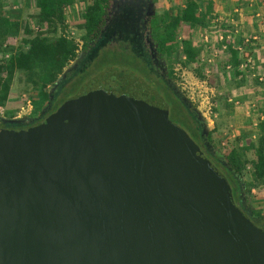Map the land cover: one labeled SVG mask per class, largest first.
Listing matches in <instances>:
<instances>
[{"label": "water", "instance_id": "95a60500", "mask_svg": "<svg viewBox=\"0 0 264 264\" xmlns=\"http://www.w3.org/2000/svg\"><path fill=\"white\" fill-rule=\"evenodd\" d=\"M25 120L0 118V264H264V220L142 78L107 69L42 122L4 128Z\"/></svg>", "mask_w": 264, "mask_h": 264}, {"label": "trees", "instance_id": "16d2710c", "mask_svg": "<svg viewBox=\"0 0 264 264\" xmlns=\"http://www.w3.org/2000/svg\"><path fill=\"white\" fill-rule=\"evenodd\" d=\"M77 2L85 3L81 15L84 31L81 38L83 43L81 52L85 56L78 68L66 76V81L63 80L60 83L58 92L72 78L83 75L93 65L102 46H105L114 35L120 37L123 44H128V50L137 59L147 63L144 54L134 47L137 43L140 44L141 40L138 17L130 10L122 11L109 23L107 21L109 0H33L37 22L49 29L52 28V37H49L47 33L34 31L28 25L23 26L16 12H5L0 5L1 108L6 107L9 102L17 74L25 77L33 93L32 104L33 100L38 97L45 101V106H51L56 102L57 106L54 104V109H56L68 99L63 98V93H59L50 102L49 89L55 85L79 54L74 41L67 39L64 34L57 35V28L64 33L66 10ZM214 12L211 0H180L178 6L171 11L152 18L149 31L151 41L155 43L154 51L157 56L168 63L174 55L180 53L181 66L184 69H192L200 80H204V70L200 65L204 56V47L194 41L192 33L195 30L204 33L208 21L215 18ZM20 34L22 40L19 48L14 50L8 47L7 43L10 38ZM126 36L129 41L125 40ZM226 44L227 53L226 57L220 60L221 67L226 68L224 58L228 59L227 64L235 69L233 77L239 79L241 76L237 71L239 54L231 45ZM7 56H9L8 59H6ZM174 75L173 69L169 68L168 75L164 79L165 102L171 110L169 117L182 125L205 157L225 176L232 190L234 201L248 203L250 208L252 191L264 189V109L260 111L262 120L258 122L257 138L254 141H243L241 137H237L230 149L221 150L214 142V135L218 133V129L215 128L207 138L210 146L208 148L201 136L202 128L197 115L194 111L193 114L188 105L181 101L167 82L174 80ZM229 108L231 109L232 105H229ZM39 113L33 110L34 115ZM9 117L14 118L13 115ZM244 173H248L249 181L245 180ZM251 220L259 223L264 218L253 211Z\"/></svg>", "mask_w": 264, "mask_h": 264}, {"label": "rangeland", "instance_id": "374dc122", "mask_svg": "<svg viewBox=\"0 0 264 264\" xmlns=\"http://www.w3.org/2000/svg\"><path fill=\"white\" fill-rule=\"evenodd\" d=\"M155 1L156 13L159 16L163 15L164 12L171 11L180 3V0ZM0 5L3 7L5 12H16L23 26L28 25V27L32 30L34 28H39L40 32L49 34V37L53 36L52 28L49 29L37 22L33 0H24L23 3L21 2L15 4H12L11 0H0ZM84 7L85 3L81 4L80 2H77L74 6L66 10L64 33L63 31H61V29L57 28V35L64 34V36L68 38L71 37L74 42L77 41L83 44L81 38L84 35V31L81 15ZM214 34L215 33H210L209 31H207L206 33H201L198 30H195L192 33L193 39L199 42V44L202 46H206V44L203 42L204 36L212 39V36ZM21 40V34L12 37L8 41L7 46L16 50L17 48H19ZM125 40H128L127 36ZM215 47L217 48L216 45ZM104 54L105 55H103L101 59H98L97 62H95L83 75L78 78L77 82L73 86L64 91L63 98H71L78 92V88H81L90 79L107 69L129 71L142 78L138 71L137 65H135L134 57L136 56L133 55V53L129 55H122L116 51H113ZM8 57L9 56H7L6 59H8ZM203 59L204 61L202 62L201 59L200 65L204 70V80H200L199 76L194 73L192 69H184L181 66L180 53H177L169 60L168 66L169 68L173 69V72L175 74L173 80L175 86L180 91V93L193 105V109L199 112V114L205 119L206 123L209 126L210 132L215 128L218 129V133L214 135V142L218 145V149H230L233 146V141H235V139L238 137V132L241 131L242 122H239L241 120H239V117L237 118V116L241 115L242 111L238 110L234 107L233 104H229L225 100H242V98H240V96L236 93L239 81L228 80L221 67L220 58L209 57V54L206 53L205 49ZM208 61H211V63L208 64ZM69 66L67 67V69L69 68ZM142 79L147 83V85H149L153 90L157 92V89L151 82H149L147 79ZM52 88L53 87L49 89V92L52 90ZM32 94L33 93L31 92V89L27 84L25 77L22 74H17L12 86L9 102L7 106L3 108L4 118H10L9 116L11 115H13V117L16 119L25 118L26 113L21 112V108L24 107L22 99L23 96L31 98ZM32 105L33 110L35 109V113H38L43 110L45 101L36 97L33 100ZM229 105H232L231 109L229 108ZM170 120L171 122L173 121L175 125L184 130L188 135L187 131L182 127V125L176 123L173 118H170ZM244 178L246 181H249L248 173H244ZM253 197L254 195L251 194L249 209H252V211L256 212L254 208Z\"/></svg>", "mask_w": 264, "mask_h": 264}, {"label": "crops", "instance_id": "0c3cea01", "mask_svg": "<svg viewBox=\"0 0 264 264\" xmlns=\"http://www.w3.org/2000/svg\"><path fill=\"white\" fill-rule=\"evenodd\" d=\"M11 1L12 4L24 2V0ZM211 1L215 9V18L208 21L204 33L219 31L232 35L228 45H231L239 54L237 71L241 76L239 79L233 77L235 69L227 64L229 60L226 58H224L226 68L230 67L231 70L228 72L226 68H223V72L228 80L239 81L236 93L242 100L229 99L228 103L233 104L235 108L242 111V114L237 116L241 120L239 122H242L238 137H241L243 141H254L257 138L256 128L258 122L262 118L260 111L264 109L262 103L264 99V0ZM214 37V35L212 39L208 37L211 46H203L209 57H213L212 51L214 49H219V44L216 43ZM226 53L227 51H219L218 56L215 58L219 57L221 60L222 57H226ZM260 80H263V82H260ZM251 112L252 115H250ZM252 194L254 195L255 211L260 217L264 218V189L252 191Z\"/></svg>", "mask_w": 264, "mask_h": 264}, {"label": "flooded vegetation", "instance_id": "af4514ba", "mask_svg": "<svg viewBox=\"0 0 264 264\" xmlns=\"http://www.w3.org/2000/svg\"><path fill=\"white\" fill-rule=\"evenodd\" d=\"M156 1L155 0H109V13H108V19L107 21L110 23V21L114 18H116L117 14L122 11H131L135 16L139 19V33L141 35L140 44L134 45L136 49H139L142 54H144L145 59L147 60V63L142 62L140 59H137V57H134L135 59V65H137L138 71L142 78L147 79L149 82H151L155 88L157 89V93L163 97L165 101V83L164 79L168 75L169 66L168 63L159 58L157 54L155 53V43L151 41L150 38V31H149V23L152 18H157L159 15L156 13ZM116 51L119 54L122 55H129L131 52L128 50V44H123L120 37L112 36L105 46H102L100 51L98 52L96 60L93 62H97L98 59H101L104 53H110ZM81 50L79 51V53ZM80 76H76L72 78L66 85L61 88V90L58 92V88L55 90V92L52 94V100H54V97H56V94L64 93L65 90L73 86L78 78ZM67 77L64 79L66 81ZM62 83V82H61ZM62 85V84H61ZM58 92V93H57ZM58 99H60L58 97ZM54 104L57 106L56 102L52 103L50 106V109H46L47 106L44 108L46 109L44 114L41 115V111L39 114L32 115L29 118L30 120H25L20 124H5V129H24L31 126H34L40 122H42L44 119H46L48 116H50L52 113H54L59 107L54 109ZM167 104V103H166ZM169 107V105H168ZM190 110L194 114L193 107H190ZM43 108V109H44ZM171 114V110L169 107V116ZM195 117V115H194ZM26 118V117H25ZM4 119L7 120H14L16 118H8L5 117ZM236 205L241 208H248V203L245 202H237L235 201Z\"/></svg>", "mask_w": 264, "mask_h": 264}, {"label": "built area", "instance_id": "2783aa9c", "mask_svg": "<svg viewBox=\"0 0 264 264\" xmlns=\"http://www.w3.org/2000/svg\"><path fill=\"white\" fill-rule=\"evenodd\" d=\"M33 30L40 32L39 28H34ZM214 36H215L214 38H215L216 43L219 44V46H220V47H218L219 49L212 51L213 57H217L218 54H219V51L220 52H225L226 51V49H227V46H226L227 44L226 43H228V41L231 40L232 35L227 34V33H223V32H219V31H216L215 34H214ZM66 38L69 39V40H72L71 37H69V38L66 37ZM203 42L206 45H208V46L210 45L209 38L207 36H204ZM75 44H76L78 50L80 51L81 48H82V44L79 43V42H77V41L75 42ZM208 64H210V61H208ZM226 70L229 72L231 70V68L228 67V68H226ZM260 82H263V80H260ZM22 100H23V103H24V107L21 108V112L22 113L23 112L26 113L25 114L26 115V118L32 116L33 115V105H32L31 98L30 97H27V96H23V99ZM262 103L264 105V99H263V102ZM253 108H255V107H253ZM252 114L253 113L251 112L250 115H252ZM3 115H4V109L0 107V118L1 119H4V116ZM260 119L262 120V118H260Z\"/></svg>", "mask_w": 264, "mask_h": 264}]
</instances>
